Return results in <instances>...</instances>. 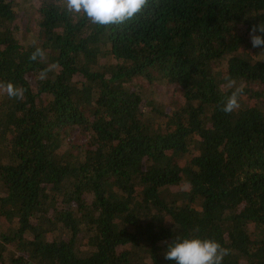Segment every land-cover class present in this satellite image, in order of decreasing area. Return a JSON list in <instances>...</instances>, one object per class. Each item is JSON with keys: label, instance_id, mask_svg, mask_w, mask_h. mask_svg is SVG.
Listing matches in <instances>:
<instances>
[{"label": "trees", "instance_id": "obj_1", "mask_svg": "<svg viewBox=\"0 0 264 264\" xmlns=\"http://www.w3.org/2000/svg\"><path fill=\"white\" fill-rule=\"evenodd\" d=\"M261 22L264 0H149L112 26L0 0V82L24 89L0 93V264H175L176 238L264 264Z\"/></svg>", "mask_w": 264, "mask_h": 264}, {"label": "clouds", "instance_id": "obj_2", "mask_svg": "<svg viewBox=\"0 0 264 264\" xmlns=\"http://www.w3.org/2000/svg\"><path fill=\"white\" fill-rule=\"evenodd\" d=\"M60 9L73 16H83L91 24L112 26L132 20L149 4V0H56ZM249 39L252 48H264V22L254 24L249 29ZM44 51L37 48L29 57L32 61L44 58ZM41 73L40 78H45ZM235 81L229 79L225 85L233 88ZM242 87H236L223 102L221 110L230 114L239 109V96ZM0 93H5L9 99L22 100L24 89L11 82H0ZM230 250L224 248L215 240L200 238H176L168 245L164 259L175 264H222Z\"/></svg>", "mask_w": 264, "mask_h": 264}, {"label": "rangeland", "instance_id": "obj_3", "mask_svg": "<svg viewBox=\"0 0 264 264\" xmlns=\"http://www.w3.org/2000/svg\"><path fill=\"white\" fill-rule=\"evenodd\" d=\"M24 21L25 20L23 19V22ZM153 85L154 86L151 88V99L162 103H169L170 95L174 91L173 88L171 86H165L159 82H155Z\"/></svg>", "mask_w": 264, "mask_h": 264}]
</instances>
